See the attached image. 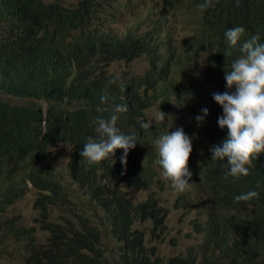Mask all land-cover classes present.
I'll return each instance as SVG.
<instances>
[{"label":"trees","instance_id":"trees-1","mask_svg":"<svg viewBox=\"0 0 264 264\" xmlns=\"http://www.w3.org/2000/svg\"><path fill=\"white\" fill-rule=\"evenodd\" d=\"M181 2L197 20L193 40H177L165 25L164 12L115 29L106 20L114 14L99 0H76L61 13L39 0H0V264H111L103 257L102 231L86 209L68 206L62 220L53 218L57 204L80 198L51 160V150L60 144L71 148L69 181L103 213L118 243L112 264H264V153L246 166L247 176L234 178L225 175L226 160H212L209 151L227 137V129L217 124L223 110L212 94L235 91L226 88L224 71L245 55L244 42L258 34L264 43V0H212L205 9L198 8L205 0ZM146 21L149 29L142 26ZM236 26L245 33L230 46L225 32ZM199 53L206 63L201 75ZM142 56L147 66L141 75L119 78L109 69L114 62ZM6 92L33 97L45 113L7 102ZM104 95L109 99L102 105ZM115 105L128 109L118 114L116 127L136 137L128 152L135 150L136 158L128 168L120 163L122 149L115 150V162L109 157L90 164L80 156L87 138L97 135L95 120L109 119ZM155 105H161L164 121L141 128ZM98 107L107 111L98 112ZM202 108L208 115L198 127L195 117ZM170 110L182 119L177 128L192 138L188 168L196 181V197L189 200L187 193H179L176 203L200 207L204 219L193 228L203 241L163 258L156 246H147L136 224L152 221L155 238L164 230L166 210L151 194L134 202L121 181L135 190L165 181L162 167L145 163L154 161V152H143L176 125L169 126ZM28 191H34L36 226L9 214ZM249 191L259 198L235 200Z\"/></svg>","mask_w":264,"mask_h":264},{"label":"clouds","instance_id":"clouds-1","mask_svg":"<svg viewBox=\"0 0 264 264\" xmlns=\"http://www.w3.org/2000/svg\"><path fill=\"white\" fill-rule=\"evenodd\" d=\"M39 2L58 13L62 10H71L70 6L64 5L59 0H39ZM99 2L103 8L112 12L115 0H99ZM212 6V0H205V3L198 5V8L205 9ZM244 33L245 29L242 26H236L228 29L225 37L230 46H235ZM259 40L260 36L257 34L244 42L241 51L245 55L232 63L231 71H224L226 88L231 90L234 86L235 91L212 94V99L223 110L222 115L217 119V124L221 130L227 129V137L219 146L210 147L211 159L222 162L226 160V163H223L226 169L225 175L234 178L247 176L249 170L246 166L251 164L253 158L264 153V43H259ZM115 83V80L108 81L110 85ZM6 95L25 98L28 104H19V106L39 109L41 114L45 113L40 102L33 97L8 92ZM108 99L107 95L102 96L101 104H105ZM127 110V105H115L109 119L98 117L95 120L97 135L89 136L80 152V156L88 163H98L109 157L113 160L115 150L122 149L120 163L126 165L128 152L135 147L136 137L121 133L116 127V122L119 119L118 114ZM97 111L103 112L107 109L98 107ZM207 115L208 109L202 108L201 114L195 117L198 127L205 121ZM159 119L163 122L165 114L159 112ZM151 124L152 121L142 122L140 127L150 128ZM178 125L176 123L157 138L151 151L154 152L155 167H162V175L172 182L174 190L183 193L190 187L189 179L192 176L188 168L192 138L184 133L183 128H177ZM253 198H259L258 192L249 191L236 196L235 200L250 201Z\"/></svg>","mask_w":264,"mask_h":264},{"label":"rangeland","instance_id":"rangeland-1","mask_svg":"<svg viewBox=\"0 0 264 264\" xmlns=\"http://www.w3.org/2000/svg\"><path fill=\"white\" fill-rule=\"evenodd\" d=\"M49 1V0H45ZM64 5L73 6L76 0H59ZM113 19L106 17L108 23L115 29H122L127 25L136 24L142 17L146 20L157 18L161 12H164L168 20L165 21L166 27L169 31L175 33L177 40H193L194 27L197 20L190 17L183 8L181 0H176L174 3H169L167 0H115L113 8ZM104 17L103 14H100ZM144 29H149L151 24L146 21L143 25ZM182 45V43H181ZM197 73L202 74L205 68V55L199 53L198 55ZM147 66V61L144 56L139 57L133 61H117L110 65V71L114 72L119 78L129 76L141 75ZM3 99L11 104H25L27 99L4 95ZM161 105H155L146 112V117L149 121H158L159 112H162ZM170 122L169 126L178 123L181 118H178L179 113L175 110H170L168 113ZM151 150L147 147L143 154L146 156ZM71 153V148L67 144H60L51 150V160L55 167L62 173L66 184L75 189L80 196L79 199L69 200L67 205L59 203L54 208L53 218L62 220L69 210L68 206L73 209H86L87 213L95 220V223L102 231V241L105 247L106 260L111 261L117 258L118 243L110 232V226L103 215V213L88 203L83 192L69 181L67 159ZM136 158V151L133 150L127 156V163L124 165L128 168ZM146 165L150 168H156L153 161L146 160ZM161 178L165 179L163 182H155L149 190H135L126 181H121V186L128 197L134 202L141 201L149 194L156 198L159 204L166 210V218L164 220V230L157 237L150 235V227L152 221L137 223L136 227L145 232V240L148 247L156 246L157 254L163 258L172 255L183 254L186 249L192 245H197L203 241V234L198 233L193 228L195 221L201 222L204 219L200 207L191 205L182 208L176 203V198L179 195L172 187V182L168 181L164 175ZM190 187L184 192L187 193L189 200L196 197V181L193 175L189 179ZM34 191H28L20 200H18L9 209V214H18L21 217V223L26 226L35 225L34 218L37 215V210L33 207ZM44 238L45 233H41ZM42 238V239H43ZM1 262V261H0Z\"/></svg>","mask_w":264,"mask_h":264},{"label":"crops","instance_id":"crops-1","mask_svg":"<svg viewBox=\"0 0 264 264\" xmlns=\"http://www.w3.org/2000/svg\"><path fill=\"white\" fill-rule=\"evenodd\" d=\"M26 104H28V103H26Z\"/></svg>","mask_w":264,"mask_h":264}]
</instances>
